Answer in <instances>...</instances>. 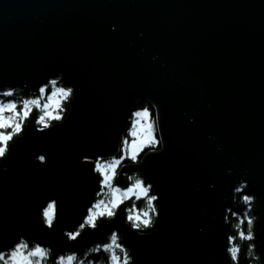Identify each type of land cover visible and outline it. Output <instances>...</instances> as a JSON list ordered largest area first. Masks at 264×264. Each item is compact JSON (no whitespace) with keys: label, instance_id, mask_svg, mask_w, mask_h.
<instances>
[{"label":"water","instance_id":"95a60500","mask_svg":"<svg viewBox=\"0 0 264 264\" xmlns=\"http://www.w3.org/2000/svg\"><path fill=\"white\" fill-rule=\"evenodd\" d=\"M58 72L78 89L71 115L43 130L32 115L0 159V247L25 234L79 251L115 228L135 264H228L226 210L244 178L261 201L264 248V0H0V89L35 92ZM149 97L166 140L161 153L143 149L141 166L160 196L158 230L136 235L121 204L67 241L62 229L99 192L93 161ZM50 199L58 222L45 232Z\"/></svg>","mask_w":264,"mask_h":264},{"label":"clouds","instance_id":"9594fccd","mask_svg":"<svg viewBox=\"0 0 264 264\" xmlns=\"http://www.w3.org/2000/svg\"><path fill=\"white\" fill-rule=\"evenodd\" d=\"M112 28L114 29L115 25H112ZM62 77V72L56 73L55 77H47L36 87L37 94L35 95L24 96L20 86L0 89V129H11L10 131L0 130V140L7 143L14 134L20 133L22 125L31 115L33 108L37 111L34 117L37 130L50 128L53 120L57 121L59 125L64 123L72 113V109L66 108L64 102L70 98L76 100L78 89L71 82L67 86L58 84L57 81ZM49 88L50 91L46 92V89ZM74 90L76 96H73ZM4 97L12 98L5 100ZM139 99L140 97H136L133 105ZM149 99L152 102L155 116H150L147 107L134 108L131 106L128 110L131 112V116L127 117L130 124L126 129L122 128L120 131L115 150L106 155L97 156L93 161L94 166L91 168V172L98 174L99 192L97 194L102 193L103 197L91 202L86 209L85 218H82L74 228L71 230L62 229L60 234L67 241H76L86 226L89 229H96V221L100 217L108 220L116 217L121 204L125 205L120 210L123 213V222L131 231H135L136 235L146 236L158 230L160 210L155 202L160 196L158 192L151 191L153 187L151 181L146 182L145 177L140 174L141 166L148 157L147 154L138 159L140 152L145 147H148L150 153L157 154L166 148L159 104L153 98L149 97ZM189 120H193V117L190 116ZM129 137H131L130 140ZM6 152V144L0 145V159L5 156ZM41 157L44 156L39 155L38 158L43 161L45 157L44 159ZM87 158L85 156V159ZM126 158L131 162V165L136 166L131 174L118 171L125 167L123 162ZM118 175L127 176V180L131 182L126 186H121L115 182ZM241 185L247 187L248 181L238 178L233 192H241L240 200L243 202L253 200L255 198L253 195L243 194ZM125 201H131V203L125 204ZM137 201L140 202L139 207H137ZM54 204L55 200L50 199L40 207L38 219L41 229L45 232L53 231L55 229L54 221L58 222ZM250 208L249 204L242 214L232 213L233 216H236V220L231 224L235 235L228 237V243L225 246L228 264H239L240 250L244 247V242L254 239L253 221L255 217L248 215ZM245 221H247V230L244 227ZM148 229L152 231H146ZM255 249L256 244L252 242L247 243L244 247V259L247 264H261L260 253ZM134 256L135 253L131 245L126 246V241L121 242V237L115 228L106 234V239L103 242L93 241L79 251L71 248L62 252L54 251L50 244L25 234H17L14 239L9 240L8 246L0 247V264H135Z\"/></svg>","mask_w":264,"mask_h":264},{"label":"trees","instance_id":"16d2710c","mask_svg":"<svg viewBox=\"0 0 264 264\" xmlns=\"http://www.w3.org/2000/svg\"><path fill=\"white\" fill-rule=\"evenodd\" d=\"M58 84H61V85H64V86H67L68 83L63 79L61 78L60 80L57 81ZM50 91V88L49 89H46V92ZM22 94L24 96H28L30 95L31 93H24L22 92ZM37 93H33L32 95H35ZM74 94V93H73ZM12 97H4V99H10ZM64 105L66 108H70L71 105H72V98H70L68 101L64 102ZM141 105L144 107L146 105V107H148L147 105V102H143L141 103ZM19 108V105L17 106ZM154 114V110L152 109L151 106L148 107ZM37 114V111L35 108H33L32 110V113L30 115V117L32 115H36ZM67 113H65L66 115ZM30 117H28L24 124L22 125V130L20 133L18 134H14L11 139L9 140L8 143L11 142L12 139H14L15 137L19 136L21 133L24 132V129H25V126L28 122V120L30 119ZM58 123L57 121L53 120L52 121V125ZM11 129H4V131H10ZM127 134V133H126ZM125 134V135H126ZM8 151V149H7ZM7 153V152H6ZM125 161H128L127 158ZM34 165L36 166V168L40 169V170H44L45 169V165H44V162L41 161L39 158L36 159ZM153 191V190H151ZM242 192L243 194H248V195H253L255 198L251 201H247V202H243L240 200V196L242 195L241 192H232V197H233V200H232V203L231 205L229 206V208L226 210V216H225V223H226V228H227V232L230 235H235V232L233 231L232 227H231V224L232 222H234L236 220V216H233L232 213H240L242 214L243 211L248 207V205L250 204L251 205V208L250 210H248V215L249 216H254L255 219L253 221V232H254V239L252 241H245L244 242V247H246L247 243L249 242H252V243H255L256 244V251L260 253V262L261 264H264V248H263V244H262V241L260 240V237H259V233H260V221H261V201H260V198L258 196V194L256 192H250V191H245V187H242ZM103 197V194L100 193L99 195L97 194L96 198L95 199H100ZM131 201H126V204H130ZM156 203V202H155ZM140 206V202L137 201V207ZM227 218V220H226ZM104 219V217H100L98 220H97V223ZM247 221H245V224H244V227H245V230H247ZM146 231H152L151 229H148ZM120 235V234H119ZM121 237V242H123V239H122V236L120 235ZM244 247L241 248L240 250V261H239V264H247V261L244 259Z\"/></svg>","mask_w":264,"mask_h":264},{"label":"flooded vegetation","instance_id":"af4514ba","mask_svg":"<svg viewBox=\"0 0 264 264\" xmlns=\"http://www.w3.org/2000/svg\"><path fill=\"white\" fill-rule=\"evenodd\" d=\"M21 89H22V92H24V93H26V92L31 93V94L35 93V92H33V91H26L23 87H21ZM150 115H151V114H150ZM144 154H145V152H141V153L139 154V156H138V159H140L141 157H144ZM123 163H124L125 167L122 168V169H119L118 171H119L120 173H128V174H131L132 170H133L136 166H135V165H131V162H130V161H124ZM141 168H142V167H141ZM140 174L142 175V172H141ZM116 179H117V180H115L116 183H117V182H119V183H125V182L128 181V180H127V176H124V175H118ZM129 182H131V181H129ZM146 182H147V181H146Z\"/></svg>","mask_w":264,"mask_h":264},{"label":"rangeland","instance_id":"374dc122","mask_svg":"<svg viewBox=\"0 0 264 264\" xmlns=\"http://www.w3.org/2000/svg\"><path fill=\"white\" fill-rule=\"evenodd\" d=\"M142 108H144V107H142ZM148 108V107H147ZM148 110H149V113L151 114L150 116L151 117H154L155 116V111H154V114H153V112L148 108ZM30 117V116H29ZM129 124H130V121H129ZM0 130H2V131H4V129H0ZM127 135V134H126ZM131 139V137H129V140ZM9 142V141H8ZM7 142V145L9 146V143ZM8 146H7V149H8ZM141 152H143V150L141 151ZM140 152V153H141ZM96 196H97V194H96ZM54 211H55V205H54Z\"/></svg>","mask_w":264,"mask_h":264},{"label":"snow or ice","instance_id":"6c2138e0","mask_svg":"<svg viewBox=\"0 0 264 264\" xmlns=\"http://www.w3.org/2000/svg\"><path fill=\"white\" fill-rule=\"evenodd\" d=\"M146 111V110H145ZM8 142V141H7ZM6 144V146H8L7 145V143L5 142V141H3V140H0V145H5ZM86 157H87V155H85ZM41 159H44V157H41ZM94 179H97V178H94ZM82 218H85L84 217V215H82ZM96 223H97V221H96ZM233 255H235V253H233Z\"/></svg>","mask_w":264,"mask_h":264},{"label":"bare ground","instance_id":"6f19581e","mask_svg":"<svg viewBox=\"0 0 264 264\" xmlns=\"http://www.w3.org/2000/svg\"><path fill=\"white\" fill-rule=\"evenodd\" d=\"M30 118H31V117H30ZM15 138H16V137H15ZM15 138H14V139H15ZM14 139H12L11 141H13ZM129 183H130V182H129ZM97 224H98V223H97Z\"/></svg>","mask_w":264,"mask_h":264}]
</instances>
